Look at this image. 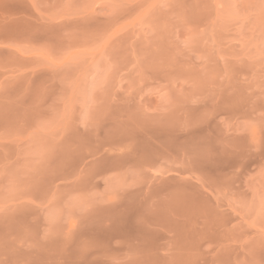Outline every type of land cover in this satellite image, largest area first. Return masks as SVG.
<instances>
[{
	"label": "rangeland",
	"instance_id": "rangeland-1",
	"mask_svg": "<svg viewBox=\"0 0 264 264\" xmlns=\"http://www.w3.org/2000/svg\"><path fill=\"white\" fill-rule=\"evenodd\" d=\"M0 264H264V0H0Z\"/></svg>",
	"mask_w": 264,
	"mask_h": 264
}]
</instances>
